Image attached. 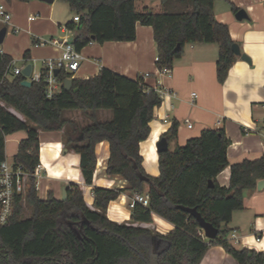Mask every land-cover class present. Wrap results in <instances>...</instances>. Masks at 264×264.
<instances>
[{
    "label": "trees",
    "instance_id": "16d2710c",
    "mask_svg": "<svg viewBox=\"0 0 264 264\" xmlns=\"http://www.w3.org/2000/svg\"><path fill=\"white\" fill-rule=\"evenodd\" d=\"M60 1L79 17L78 23L73 20L66 25L76 32L73 45L78 52L93 43L134 41L140 23L153 28L159 70H171L186 44H218L220 83L225 82L237 59L229 27L215 18L216 0H161L159 13L149 8L139 11L137 0ZM12 62L10 56L0 53V164L6 160V137L26 131L13 161L33 173L40 165V131H63L65 147L80 155L83 177L91 186L97 145L107 142V174L121 176L129 190L139 194L147 184L149 206L135 204L129 224H119L109 220L106 212L125 190L95 187L97 210L92 211L78 184L66 186L65 200L52 193L42 200L31 176L11 220L0 226V264H201L213 246L223 247L239 264H264L263 253L231 245L226 228L234 212L244 208V192L256 189L264 180V157L230 164L227 150L231 141L225 130L210 129L174 151L159 152L160 174L152 177L143 167L140 144L149 137L162 98L145 84L143 76L134 80L103 68L95 77L73 80L70 90L63 85L49 99L46 83L24 87L23 75L10 78ZM71 77L60 71L57 79L65 83ZM68 111L81 112L92 122L81 126L65 118ZM99 111H110L112 116L100 121L96 117ZM177 130L174 123L162 138L172 141ZM228 167L231 179L227 188L217 177ZM139 173L148 182L141 181ZM26 208H30L29 217H24ZM184 208L195 209L218 230L217 237L207 239L197 219ZM154 214L174 229L164 235L133 225L152 223Z\"/></svg>",
    "mask_w": 264,
    "mask_h": 264
},
{
    "label": "crops",
    "instance_id": "0c3cea01",
    "mask_svg": "<svg viewBox=\"0 0 264 264\" xmlns=\"http://www.w3.org/2000/svg\"><path fill=\"white\" fill-rule=\"evenodd\" d=\"M60 2L62 1L46 3L40 0H0V7L5 6L11 14L10 23L0 21V30L7 28L0 53L13 59V69L32 65V74L40 73L44 61L60 57L61 50L50 43L44 46L37 43L42 39L62 41L74 38L76 32L66 27L74 18L69 19L68 12L73 13L68 4L65 7L62 5L65 2ZM159 2L156 9L161 10V0ZM146 4L143 9H151L154 3ZM240 10L246 12L247 18H236ZM214 14L217 21L229 27L232 40L250 60L248 62L237 56L223 83L217 78L218 44H186L183 55L175 60L170 74H166L156 66L157 45L153 28L140 23L136 25L134 41L93 43L79 52L80 67L72 75V80L95 77L103 68H107L134 80L143 76L145 84L161 95L162 104L155 109L149 137L140 144L143 167L152 177L160 174L157 143L174 123L178 124V130L177 137L169 142L170 151L184 146L188 140L199 137L205 130L224 129L231 141L227 150L230 164L264 157V0H216ZM36 63L42 65L40 70H36ZM12 76L11 72L9 77ZM193 93L198 97L192 102ZM8 110L24 120L14 109ZM72 112L75 113L70 117L65 112V118L78 124L79 118H84L86 122L79 124L81 126L92 122L81 112ZM100 112L102 111L96 115L98 120L111 118L110 114L101 116ZM186 119L193 124L192 129L188 128ZM63 135V131H40V164L43 175L40 179L39 197L45 200L52 193L56 199H62L66 186L75 183L81 187L88 208L95 211V187L122 189L125 191L109 204L106 215L113 222L129 224L133 210L131 204L136 192L129 190L128 182L121 176L107 174L109 144L102 142L97 145L98 161L93 185L89 186L80 168V155L65 147ZM230 179V167L217 177L218 183L227 188L230 186ZM144 188L143 194H147L149 186L146 184ZM133 225L164 235L174 229L173 224L156 214L153 215L152 223ZM226 228L230 230L228 239L236 249L247 248L264 254V238L259 242L256 239L257 235L264 234V189L244 192V208L234 212ZM232 234L236 238H232ZM201 264L239 263L223 247L213 246Z\"/></svg>",
    "mask_w": 264,
    "mask_h": 264
},
{
    "label": "built area",
    "instance_id": "2783aa9c",
    "mask_svg": "<svg viewBox=\"0 0 264 264\" xmlns=\"http://www.w3.org/2000/svg\"><path fill=\"white\" fill-rule=\"evenodd\" d=\"M34 19V17H30ZM74 22L78 23L79 17L74 16ZM0 21L5 24L11 22V14L8 12L5 6L0 7ZM53 44L60 48L61 55L57 58H50L44 61L43 69L40 73L31 74L30 80L32 83H46V96L47 98H53L57 93L61 91V87L64 83L58 81L55 71H64L70 75H73L80 67L81 56L80 53L75 49L73 42L70 40H58L51 39L50 41L42 39L37 44L46 45ZM8 73L12 72L13 76L22 75V69L12 68V65L8 69ZM166 74H170V69L160 70ZM71 79V78H70ZM197 94H192V102L197 99ZM189 129L193 128V124L189 119L185 120ZM264 126V120H263ZM42 165H38L33 173L26 170L22 165L15 163L14 161L9 162L7 159L0 164V226L6 225L12 218L15 206L18 199L25 195L27 190V184L31 176L36 179L35 189L37 192L40 191V179L42 178ZM141 204L144 207L149 206V195L135 193L131 207L134 208L135 204ZM232 238H236L235 234L231 235ZM264 238L263 235H257V241H261Z\"/></svg>",
    "mask_w": 264,
    "mask_h": 264
},
{
    "label": "water",
    "instance_id": "95a60500",
    "mask_svg": "<svg viewBox=\"0 0 264 264\" xmlns=\"http://www.w3.org/2000/svg\"><path fill=\"white\" fill-rule=\"evenodd\" d=\"M46 3H53L54 0H40ZM236 18L238 20H243L245 18H247V14L244 10H240L237 15ZM7 34V28L4 27L0 30V45L3 44L4 39L6 37ZM73 42V39H70V43ZM233 52L236 56H240L243 60L245 61H250L249 58L246 55H243L241 53V49L239 47L238 44L234 43L233 45ZM59 71L56 70L55 74L58 75ZM32 74V65H27L26 67H24L22 69V75L24 76V80L22 81L21 85L24 87H31L32 86V82L30 80H27V78H30ZM72 83L73 80L72 79H66L65 83H64V88L65 90H70L72 87ZM157 150L158 152H163V151H167L169 150V141L166 138H162L158 143H157ZM139 177L140 180L143 182H148V179L141 175L139 173ZM210 185L212 186V183H210ZM257 189L258 191H262L264 189V180H260L257 184ZM66 199V189L63 190V194H62V200ZM185 211L189 212L192 216H194L197 221L200 224L201 229L204 232V236L209 239V240H214L217 235H218V230L211 224L207 223L202 217L201 215L195 210V209H185Z\"/></svg>",
    "mask_w": 264,
    "mask_h": 264
},
{
    "label": "rangeland",
    "instance_id": "374dc122",
    "mask_svg": "<svg viewBox=\"0 0 264 264\" xmlns=\"http://www.w3.org/2000/svg\"><path fill=\"white\" fill-rule=\"evenodd\" d=\"M62 3V2H60ZM146 3H154L151 5V10H153L154 12L159 13L160 10L156 9L157 6H159V0H149L148 2L146 0H137V7L138 10L141 11L143 9V6H146ZM146 4V5H145ZM62 5H64L65 7H68L67 3H62ZM69 13V19H72L74 17V14H70ZM68 19V20H69ZM42 67V65L40 63H36L35 68L36 70H40V68ZM75 112L69 111L67 112L65 115L67 117H70L72 114H74ZM110 114L112 116V113L110 111H102L100 112V115H105V114ZM79 124L85 123L86 120H84V118L78 120ZM27 136L26 131H20L17 132L15 134L9 135L6 137L5 141H6V159L9 162H12L14 160L15 155L18 152V148H19V144L22 140H24ZM42 175H43V170H42ZM31 211L30 208H26L25 211V215L24 217H29Z\"/></svg>",
    "mask_w": 264,
    "mask_h": 264
}]
</instances>
